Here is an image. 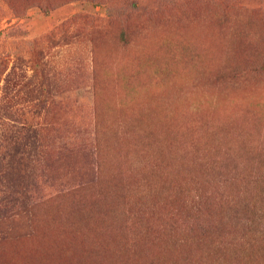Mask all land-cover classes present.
<instances>
[{
  "label": "rangeland",
  "instance_id": "rangeland-1",
  "mask_svg": "<svg viewBox=\"0 0 264 264\" xmlns=\"http://www.w3.org/2000/svg\"><path fill=\"white\" fill-rule=\"evenodd\" d=\"M28 256L264 264V0H0V264Z\"/></svg>",
  "mask_w": 264,
  "mask_h": 264
},
{
  "label": "trees",
  "instance_id": "trees-1",
  "mask_svg": "<svg viewBox=\"0 0 264 264\" xmlns=\"http://www.w3.org/2000/svg\"><path fill=\"white\" fill-rule=\"evenodd\" d=\"M49 250H46V252H48ZM21 256V255H20ZM26 260H28V262H29V264L31 263V262H38V263H41L39 260H37V259H35V258H33V257H31V256H28V257H26ZM48 260H50L49 258H48ZM42 264V263H41Z\"/></svg>",
  "mask_w": 264,
  "mask_h": 264
}]
</instances>
